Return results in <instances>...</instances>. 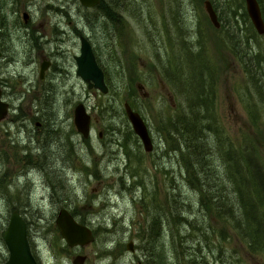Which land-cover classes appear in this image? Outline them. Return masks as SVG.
Here are the masks:
<instances>
[{"label":"rangeland","instance_id":"374dc122","mask_svg":"<svg viewBox=\"0 0 264 264\" xmlns=\"http://www.w3.org/2000/svg\"><path fill=\"white\" fill-rule=\"evenodd\" d=\"M33 1L39 6L33 9V22H37L42 20L40 9L46 3L57 6L61 0ZM72 1V11L77 4L84 32L92 39L108 91L88 88L76 73L71 55L76 49L71 46L74 37L50 42V52L59 44L57 49L66 53L49 54L52 66L40 79L41 56H29L24 42L18 40L22 32L11 30L16 53L0 59L4 99L10 100L8 114L0 121V221L6 226L12 209L21 213L39 264H71L75 253L86 255L84 264H143L145 250L140 234L145 232L151 216L159 214L155 206L165 178L159 164L165 168L175 164L169 155L171 149H167L173 143L164 140L161 119L171 115L175 100H181L171 94L172 84L164 79L161 60L170 61L175 69L182 55L181 41L202 45L214 71L211 118L221 130L219 137L223 134L241 148L244 144L255 145L263 168L264 100L257 92L251 94L247 72L227 49L226 30L213 25L203 0H117L111 15L105 9ZM230 3L221 0L217 13L223 8V15H227L226 5ZM54 18L48 15L49 26ZM64 22L68 26L67 18ZM239 26L242 41L251 38L249 45L264 56V34L255 30L258 35L254 37L247 25ZM125 100L147 124L153 143L150 151L144 150L130 131ZM79 101L91 115L87 137L73 123V108ZM136 181L140 185H135ZM186 193V200L193 202V222L215 224L213 251L203 249L209 264H220L221 260L264 264V243L248 251L234 234L231 220L200 208L196 191ZM62 206L72 209L93 229V241L82 246L67 245L54 221ZM262 208L264 212V203ZM209 231L208 227L205 234ZM194 233L196 242L201 232L197 229ZM129 240L133 242L132 251L127 248ZM0 257H7L3 240Z\"/></svg>","mask_w":264,"mask_h":264},{"label":"trees","instance_id":"16d2710c","mask_svg":"<svg viewBox=\"0 0 264 264\" xmlns=\"http://www.w3.org/2000/svg\"><path fill=\"white\" fill-rule=\"evenodd\" d=\"M177 1L170 0L171 3ZM220 1L211 0L216 12L221 6ZM231 2L226 5L227 15H223V8L217 13L221 27L226 30V46L247 72L253 88H249L251 94L257 92L263 101L264 56L255 46L249 45L251 38L244 37L245 41H242L239 24L251 28L252 36L258 34L244 9L243 0ZM258 2L264 19V0ZM114 6H118L117 0H100L96 5L105 9L107 15H111ZM241 43L245 45L241 46ZM180 49L181 59L175 69L170 66V61L161 60L164 79L172 84L171 94L181 100H175L171 115L161 119L164 140L174 144L167 149H171L169 155L175 159V164L169 168L159 164L165 178L159 186V202L155 206L159 214L151 216L145 232L140 234L145 250L143 264H209L203 249L208 247V251H213L211 242L215 224H205L204 220L198 225L193 222V202L184 196L187 190L198 193L200 208L209 210L217 218L223 216L231 220L234 234L248 251L264 243V168L258 149L253 144H244L241 148L223 134L220 139L221 130L211 118L215 98L214 71L205 50L199 42L191 40L181 41ZM138 184L136 181L135 185ZM69 211L84 222L72 209ZM4 227V222L0 221V241ZM208 227L209 235L205 234ZM197 229L201 236L197 233L194 242ZM3 260L4 257H0V263ZM227 263L231 264L228 260L220 262Z\"/></svg>","mask_w":264,"mask_h":264},{"label":"water","instance_id":"95a60500","mask_svg":"<svg viewBox=\"0 0 264 264\" xmlns=\"http://www.w3.org/2000/svg\"><path fill=\"white\" fill-rule=\"evenodd\" d=\"M248 17L259 34H264V19L258 0H244ZM86 7L97 5L100 0H79ZM204 8L210 21L215 27H219L220 21L211 0H203ZM76 73L86 82L87 87H94L101 92L108 91V85L104 79V72L98 64L91 45L85 36H81L80 53L75 56ZM46 63L40 67V76ZM125 114L130 122L134 133L139 137L144 150L150 151L153 147L147 124L138 110L133 109L131 104L123 102ZM9 104L1 97L0 89V121L8 114ZM91 115L86 110L83 102L79 101L73 108V123L82 136L87 137L90 133ZM56 227L69 246H82L94 240L92 228L76 219L65 206L60 207L54 218ZM2 240L7 248V257L1 264H39L32 252L27 235V223L17 209H12L2 234ZM132 240L127 242V248L133 250ZM86 255L75 253L71 257V264H84Z\"/></svg>","mask_w":264,"mask_h":264},{"label":"flooded vegetation","instance_id":"af4514ba","mask_svg":"<svg viewBox=\"0 0 264 264\" xmlns=\"http://www.w3.org/2000/svg\"><path fill=\"white\" fill-rule=\"evenodd\" d=\"M71 1L61 0L59 2L60 5L57 6H54L53 4L50 3H46L44 8L40 9L42 12L41 14L43 15L42 20L33 22L34 20L33 9H35V6H38L37 2H34L33 0H0V59L3 60V57H7V56L9 57L16 53V51L13 50V47L15 46V41L11 36L12 29H14V31L20 30L22 32V34L18 35L19 38L18 40L24 42V46H25L24 51L27 53L29 52V56L32 53L34 54L36 53L41 56V60L39 61V72H38L40 79L43 78V75L46 72V70L52 66V59L49 56V54L53 55L54 53H58V52L59 53L62 52L60 54L66 53V52L64 53L63 50L59 51L57 49V46H59V44H55L56 49L53 52L52 51L50 52L51 49L48 47L50 42L53 40L64 42L66 38H71V36L74 37L71 46L72 48L76 47V49L71 53V55L75 61V56L80 53L81 36H85L88 39L91 48L93 50V53L95 55V49L93 46L92 39L90 36H88V34L84 32V23L82 22V20L79 19V15H80L79 7L76 4L77 8L72 11L70 5ZM50 14H52L55 17L54 18L55 20L51 23V26H49L48 24L49 22L47 21V17ZM63 17L67 18L68 26L65 25ZM70 51L71 49H68V52ZM43 62L46 63V66L44 68L42 76H40V67ZM1 63L2 62H0V67H1ZM104 79H105V74H104ZM3 80L4 79H0V89H1V97L4 99ZM6 101L10 105V100H6ZM133 109L135 108L133 107ZM92 118L93 120H97L96 116H93ZM36 122L39 123V121ZM98 133L100 136L101 130H98Z\"/></svg>","mask_w":264,"mask_h":264}]
</instances>
